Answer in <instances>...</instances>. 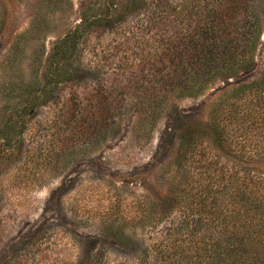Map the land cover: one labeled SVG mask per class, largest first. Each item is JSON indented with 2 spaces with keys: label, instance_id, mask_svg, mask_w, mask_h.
Here are the masks:
<instances>
[{
  "label": "trees",
  "instance_id": "16d2710c",
  "mask_svg": "<svg viewBox=\"0 0 264 264\" xmlns=\"http://www.w3.org/2000/svg\"><path fill=\"white\" fill-rule=\"evenodd\" d=\"M103 1L99 12L88 4L52 44L41 73L31 72L34 82L19 86L20 112L27 117L56 99L69 136L106 142L126 111H155L221 84L197 109H208L207 137L180 129V156L192 168L181 176L187 203L158 242L126 235L117 243L127 264H264V63L250 79L264 0ZM119 31L127 36L105 43ZM133 40L142 41L135 51L125 46ZM88 82L92 93L64 97ZM6 90L10 98L14 90ZM21 125L25 132L27 121Z\"/></svg>",
  "mask_w": 264,
  "mask_h": 264
},
{
  "label": "rangeland",
  "instance_id": "374dc122",
  "mask_svg": "<svg viewBox=\"0 0 264 264\" xmlns=\"http://www.w3.org/2000/svg\"><path fill=\"white\" fill-rule=\"evenodd\" d=\"M88 4L99 12L104 1L0 0V264H127L118 239L158 242L187 203L180 129L189 138L207 137L208 109H197L221 84L155 111H126L106 142L69 136L56 99L27 117L19 110V86L34 82L31 72L41 73L52 44L79 23ZM258 13L263 32L250 79L260 77L264 63V9ZM126 36L119 31L105 43ZM141 43L125 46L135 51ZM84 86L63 95L94 91ZM6 89L14 90L10 98Z\"/></svg>",
  "mask_w": 264,
  "mask_h": 264
}]
</instances>
